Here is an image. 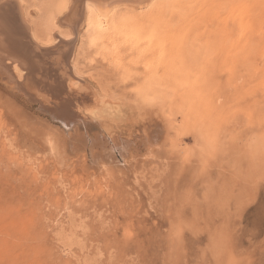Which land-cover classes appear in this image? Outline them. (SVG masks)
<instances>
[{
  "label": "rangeland",
  "instance_id": "374dc122",
  "mask_svg": "<svg viewBox=\"0 0 264 264\" xmlns=\"http://www.w3.org/2000/svg\"><path fill=\"white\" fill-rule=\"evenodd\" d=\"M22 1L56 43L30 44L27 89L0 67V264H264V234L231 263L225 220L237 199L264 221V0ZM88 3L118 23L92 34ZM145 12L162 28L116 18ZM73 96L100 98L94 122H64Z\"/></svg>",
  "mask_w": 264,
  "mask_h": 264
},
{
  "label": "bare ground",
  "instance_id": "6f19581e",
  "mask_svg": "<svg viewBox=\"0 0 264 264\" xmlns=\"http://www.w3.org/2000/svg\"><path fill=\"white\" fill-rule=\"evenodd\" d=\"M19 1H22V0H19ZM48 1H50V0H48ZM52 1V0H51ZM55 1V0H54ZM56 1H58L59 2V0H56ZM168 1H170V0H168ZM181 1V0H180ZM47 1H45V3H46ZM68 2H70V0L68 1ZM163 2H165V0L163 1ZM192 2V1H191ZM22 3H23V1H22ZM48 4L47 5H50L49 3H51V2H47ZM166 3V2H165ZM164 3V4H165ZM169 2H167V4H168ZM172 3H174V2H172ZM17 4L19 5L20 4V2H18V0H0V67H1V69H3V71L8 75V77L10 78V80H13V77L15 76V75H13V73L14 72H17L19 75H20V77H23V80H19V81H17L18 82V87H22V89L24 90V89H27V81L28 80H26V81H24V79H26V75L27 74H29V78H33V76H35L36 77V74L37 73H41L42 72V69L45 67L44 65H42V66H40L42 63L40 62V59H39V57H38V54H36L37 56H34L35 54L33 53V51L30 49V44H32V45H37V43H35V41L37 42V41H39L40 43H42V44H44V45H50V44H55L56 42H54V41H56L54 38H51V36L49 35V33H51V31L48 29V27L46 28V27H44L45 29L44 30H48V33H46V31L44 32L45 34H43V35H38L37 34V32H35V31H33L34 29H32V31H31V33H29L28 31L29 30H31V27H28L27 25H28V23H32L33 24V26H36L37 27V25L35 24V22H34V20L33 19H31L30 20V18H29V20H30V22H26V18L28 17V14H29V12H26V10L27 9H25V15H23L22 16V14H20V11L18 10V7H20V6H17ZM28 4V3H27ZM56 4V3H55ZM69 5H70V3H68ZM171 4V3H170ZM45 5V4H44ZM43 5V6H44ZM59 5V4H58ZM173 5V4H172ZM46 6V5H45ZM55 6V5H54ZM64 6H66V7H69L68 5H64ZM90 5H89V3L87 4V6H85V7H87V15L88 16H86L87 17V19H85V22H87L86 24L88 25V28H90V26L92 25V27L94 26V28H92L91 27V33L93 34L94 32H92L93 30L95 31L96 30V28H97V31H96V34H98V31H100V29H98V28H100V26H101V23H103L104 21V23L106 24V25H108V27H111L112 26V23L113 22H115V23H118V20H115V18H112V17H110V15H108L109 13H103V12H97V11H95L91 6L89 7ZM165 6H166V4H165ZM169 6H171V5H169ZM169 6L167 7V8H169ZM177 6V5H176ZM52 7H53V4H52ZM58 7V6H57ZM57 7H56V9H57ZM173 7V6H172ZM171 7V8H172ZM217 7V6H216ZM25 8V7H24ZM20 9V8H19ZM40 9H42L41 8V6H40ZM46 9V8H45ZM47 9H49V11H50V9H51V7H49V8H47ZM46 9V10H47ZM174 9V8H173ZM176 9H178V6L176 7ZM180 9V8H179ZM182 9V8H181ZM24 11V10H23ZM51 11H53V8H52V10ZM68 11V10H67ZM85 11H86V9H85ZM165 11H166V9H165ZM183 11V10H182ZM43 12V11H42ZM48 12V11H47ZM54 12V11H53ZM55 12H57V11H55ZM66 12V11H65ZM170 12V11H169ZM61 13V12H60ZM177 13V12H176ZM182 13V12H181ZM49 14H50V12L48 13V16H49ZM52 15L50 16V18L53 16V13H51ZM59 14V13H58ZM86 14V13H85ZM147 14V12H145V14H137V16L138 17H140V18H128V17H126V18H124L126 15H119L118 17H116V18H118V19H120V21H119V24L122 26L121 27V29L122 30H124V31H126V33H129V32H133V33H139V32H141V31H143V29H144V27L145 28H149L148 26H147V24H149L148 23V21L149 20H153V16H152V18L151 19H149L151 16H148L147 18H146V15ZM161 13H159L158 15H160ZM178 14H179V12H178ZM149 15H150V13H149ZM152 15V14H151ZM157 15V14H156ZM168 15H169V13H168ZM167 15V16H168ZM171 15V14H170ZM161 16V15H160ZM160 16H159V19L157 18V19H154L152 22H153V27H154V25H155V27H161V23H162V19L164 18V16H162L163 18H160ZM166 16V17H167ZM174 16V15H173ZM177 16V15H176ZM175 16V17H176ZM54 17V16H53ZM104 17H106V18H104ZM158 17V16H157ZM56 18H57V16H56ZM168 18V17H167ZM171 18V17H170ZM173 18V17H172ZM80 19V18H79ZM123 19V20H122ZM145 19H149L148 21H146ZM177 19H179V18H177ZM28 20V19H27ZM48 20V19H47ZM142 21V24H141V22H139V21ZM171 20V19H170ZM174 20V19H173ZM176 20V19H175ZM43 21V20H42ZM46 21V20H45ZM50 21V20H49ZM76 21V20H75ZM150 21V22H151ZM172 21V20H171ZM178 21V20H177ZM147 22V23H146ZM44 23V22H43ZM177 23V22H176ZM40 24V23H39ZM49 24V23H48ZM81 24V23H80ZM111 24V25H110ZM164 24V23H163ZM43 26H44V24H42ZM75 25V24H74ZM152 24H150V26H151ZM32 26V27H33ZM52 26V25H51ZM105 26V25H104ZM103 26V27H104ZM35 27V28H36ZM42 27V26H41ZM154 27V28H155ZM28 28H30V29H28ZM54 28V27H53ZM162 28V27H161ZM87 29V28H86ZM93 29V30H92ZM54 30V29H53ZM147 31V30H146ZM151 31V30H150ZM153 31H154V33H155V30L153 29ZM40 32V31H39ZM151 33H153L152 31H151ZM153 33V34H154ZM130 34V33H129ZM53 35V34H52ZM63 35V34H62ZM87 35V34H86ZM30 36H32V37H30ZM72 34H71V36H69V37H71L72 38ZM34 37V38H33ZM37 38V40H36V38ZM69 37H66V38H69ZM163 37V36H162ZM15 38L19 41V42H17L16 40H15ZM256 38V37H255ZM70 39V38H69ZM92 39V38H91ZM74 41V39H72L71 40V42H70V44H72V42ZM134 43V42H133ZM138 44V43H137ZM35 45V46H36ZM38 46V45H37ZM74 46H75V43H74ZM77 47V46H76ZM74 49V48H73ZM78 49V48H77ZM79 50V49H78ZM161 50V49H160ZM172 50H173V47H172ZM263 51V50H262ZM68 52V51H67ZM70 52H71V50H70ZM73 52V51H72ZM223 53V52H222ZM131 54V53H130ZM132 54H133V52H132ZM131 54V55H132ZM161 54V53H160ZM70 55V54H69ZM71 55H72V53H71ZM70 55V56H71ZM75 55L76 54H73V58L72 57H70V60L71 59H73V60H69V62H70V65L69 66H73L74 67V64L73 63H75L76 64V62H75V59H77L76 57H75ZM23 56V59H24V61H22V62H19L20 61V58H18V57H22ZM222 56V55H221ZM69 57V56H68ZM264 58V57H263ZM69 59V58H68ZM163 59V58H162ZM260 59V58H259ZM41 63V64H40ZM79 64V63H78ZM166 64V63H165ZM168 65V64H167ZM260 65H261V63H260ZM260 65H258V66H260ZM47 66V65H46ZM126 66H127V64H126ZM78 67V66H77ZM76 67V68H77ZM132 66H130V68H131ZM46 68V67H45ZM76 68H75V70H76ZM128 68H129V66H128ZM71 69H74V68H72L71 67ZM70 69V70H71ZM29 70V71H28ZM137 70V69H136ZM144 70V69H143ZM147 70V69H146ZM81 71V70H80ZM72 72V71H71ZM77 72H78V70H77ZM128 72V71H127ZM144 72H145V70H144ZM43 73V72H42ZM148 73V72H147ZM15 74V73H14ZM73 74V73H72ZM77 75H79L78 73H76ZM13 75V76H12ZM74 75V74H73ZM140 75V74H139ZM138 75V76H139ZM176 75V74H175ZM18 76V75H17ZM74 76H76V75H74ZM80 76V75H79ZM143 77H144V74L142 75ZM41 77H42V75H41ZM78 77V76H77ZM15 78V77H14ZM62 78V80L64 79L66 82H67V78H66V76H64V77H61ZM74 79V78H73ZM76 79V78H75ZM82 79V78H81ZM81 79H79V82L80 81H82L83 83L84 82H86V81H84V80H81ZM140 79V78H139ZM18 80V79H17ZM63 80V82H65ZM142 80V79H141ZM76 81H77V79H76ZM16 82V83H17ZM61 82V81H60ZM69 82V81H68ZM78 82V81H77ZM77 82H76V84H77ZM81 82V83H82ZM73 83H75L74 81H73ZM141 83V82H140ZM27 85V86H26ZM37 85V84H36ZM40 85V84H39ZM61 85V84H60ZM83 85V84H82ZM62 86H63V84H62ZM62 86H61V88H62ZM72 86H73V84H72ZM76 86V85H75ZM80 86V85H79ZM86 86V85H85ZM74 87V86H73ZM80 87H82V86H80ZM79 87V88H80ZM72 88V87H71ZM144 88V87H143ZM19 89V88H18ZM85 89V88H84ZM14 90V89H13ZM72 90V89H71ZM73 90H74V88H73ZM77 90V89H76ZM91 90V89H90ZM134 90V89H133ZM14 91H16V89L14 90ZM27 91V90H26ZM63 91V90H62ZM66 91V90H65ZM87 91V90H86ZM17 92V91H16ZM15 92V93H16ZM64 92V91H63ZM134 92V91H133ZM14 93V94H15ZM19 93V92H18ZM56 93V92H55ZM85 93V92H84ZM97 93V92H96ZM17 94V93H16ZM43 94V93H42ZM60 94V93H59ZM93 94V93H92ZM18 95V94H17ZM58 95V94H57ZM69 95V94H68ZM61 96V95H60ZM93 96V95H92ZM62 97V96H61ZM60 97V98H61ZM74 97V96H73ZM86 97H87V95H86ZM96 97V96H95ZM63 98H65L64 96H63ZM69 98V97H68ZM62 99V98H61ZM93 99V100H92ZM100 98H91V99H89V98H84L83 97V100H81V99H79L78 97H74V98H71V101H70V105H69V108L71 109V112L72 113H70V114H74L75 116H67V117H65V113L66 112H62L63 113V120H64V122H66V120H67V122H69L70 123V125L72 126L73 124H76V123H73L74 121H75V117H76V114H77V112H76V110H78V113L79 112H84V113H86V115L84 116V115H82V117H81V115L79 116V114L77 115V118H82V120H85V117L87 116L89 119H92V121L94 120H96L97 118H96V116H95V110H96V108L102 103L101 102V100H99ZM7 100V99H6ZM12 102V101H11ZM43 103V101L42 100H39V103ZM1 103H2V101H1ZM0 103V104H1ZM7 103H8V101H7ZM105 103V102H104ZM110 103V102H109ZM119 103V102H118ZM11 104V103H10ZM14 104V103H13ZM12 104V105H13ZM44 104V103H43ZM68 104V103H67ZM111 104V103H110ZM64 105V104H63ZM178 105V104H177ZM176 105V106H177ZM48 106V105H47ZM59 106H61V105H59ZM100 106H102V104L100 105ZM99 106V107H100ZM175 106V105H174ZM42 107V106H41ZM46 107V106H45ZM66 107V106H65ZM103 107V106H102ZM102 107H100V108H102ZM47 108V107H46ZM48 108H51V106H49ZM62 108H64V107H62ZM6 109H8V108H6ZM43 109V108H42ZM99 109V108H98ZM44 110V109H43ZM51 110H53L54 111V113L56 114V116H57V110H56V108L54 109V107H53V109H51ZM85 110V111H84ZM100 110V109H99ZM54 113H53V115H54ZM68 113V112H67ZM97 113H98V111H97ZM81 114V113H80ZM55 116V117H56ZM60 117H61V112H60ZM57 118V117H56ZM59 118V117H58ZM62 118H60V119H62ZM10 119V118H9ZM99 119V118H98ZM101 119V118H100ZM62 121V120H61ZM86 121V120H85ZM93 121V122H94ZM101 122V121H100ZM17 123V122H16ZM61 123V122H60ZM79 123V122H78ZM88 123V122H87ZM86 123V126L88 125ZM89 123H92V122H89ZM98 124H99V122H98ZM14 125H15V123H14ZM62 125V124H61ZM64 125V124H63ZM66 125H67V123H66ZM77 125V124H76ZM76 125H75V127H76ZM89 125H91V124H89ZM101 125V124H100ZM70 126V127H71ZM79 126L80 125H77V128H79ZM81 126H83L82 124H81ZM85 126V125H84ZM74 127V126H73ZM148 128V127H147ZM65 129V128H64ZM68 129V128H67ZM25 130V129H24ZM72 130H75L74 128H72ZM28 131V130H27ZM50 131V130H49ZM60 131V130H59ZM59 131L57 132H54V133H52L54 136L53 137H55V133H58V134H60L59 133ZM62 131H63V129H62ZM61 131V132H62ZM71 130H69V132H70ZM76 131H77V129H76ZM76 131H74V132H76ZM149 131V130H148ZM52 132V131H51ZM69 132H68V134H69ZM28 133V132H27ZM70 133H72V132H70ZM47 134H49L48 132H47ZM51 134V133H50ZM148 134H149V132H148ZM158 134V133H157ZM37 135V134H36ZM106 135H108V134H106ZM120 135V134H119ZM24 136V135H23ZM26 136V135H25ZM24 136V137H25ZM30 136V135H29ZM56 136H57V134H56ZM114 136V135H113ZM123 136V135H122ZM16 137V136H15ZM43 137V136H42ZM48 138H49V136H47ZM59 137V136H58ZM71 138H73L72 136H70ZM116 137V136H115ZM117 137H119L118 135H117ZM125 137V136H124ZM106 138V137H105ZM111 138H112V136H111ZM111 138H109V140H111ZM142 138V137H141ZM59 139V138H58ZM57 139V140H58ZM113 139V138H112ZM116 139V138H115ZM35 140V139H34ZM49 140H51V138L49 139ZM45 141H46V138H45ZM64 141V140H63ZM107 141V140H106ZM113 141V140H112ZM122 141H123V138H122ZM147 141V140H146ZM47 142H48V140H47ZM53 142H54V140H53ZM53 142H49V144H50V153H52V155L50 156V158L51 157H53V154H55V156H56V150H58V152L60 153V148H61V145L59 146L58 145V142L56 143L60 148L59 149H57V145L55 144V143H53ZM60 142H61V139H60ZM120 142V141H119ZM131 142V141H130ZM158 142V141H157ZM43 143V142H42ZM41 143V144H42ZM116 143H118V140H117V142ZM48 144V145H49ZM62 144V143H61ZM113 144V143H112ZM44 145H45V143H44ZM121 145V144H120ZM120 145H118L119 147H120ZM128 145V144H127ZM148 145V144H147ZM153 145V144H152ZM117 146V145H116ZM116 146H114V147H116ZM123 146H125V145H123ZM129 146V145H128ZM45 147H48V146H45ZM119 147H118V150H119ZM154 147V146H153ZM123 148V147H122ZM122 148H120V151H121V149ZM128 148V147H127ZM126 148V149H127ZM46 149V148H45ZM48 150V149H47ZM62 150V149H61ZM114 150H115V148H114ZM155 150V149H154ZM63 151V150H62ZM119 151V152H120ZM124 151V150H123ZM64 152V151H63ZM62 152V154H64ZM48 153H49V151H48ZM61 154V153H60ZM122 154V153H121ZM129 154V153H128ZM65 155V154H64ZM134 155V154H133ZM132 155V156H133ZM58 156V155H57ZM63 156V155H62ZM62 156H60L61 158H62ZM66 156V155H65ZM125 156V155H124ZM54 158V157H53ZM53 158H51V159H53ZM59 158V157H58ZM132 158V157H131ZM56 159H57V157H56ZM66 160V159H65ZM131 161V160H130ZM107 165V164H106ZM105 166V165H104ZM62 167V166H61ZM66 168V167H65ZM233 179V178H232ZM242 191V190H241ZM246 192V191H245ZM239 200H241V198L239 199ZM240 202V201H239ZM239 203H238V201H237V199H231V201L229 202V207L227 208L228 209V212H227V215H226V223H227V229H228V235H229V240H230V249H229V256H230V260H231V263H236L237 262V252H239V251H237V249H238V247H237V242H238V240L240 241V243L241 244H243V242H245V240L246 239H250L248 236H251L252 235V237H254L255 239L256 238H259L262 234H264V221H256V222H253L252 220V223H250V228H252L251 229V231H249L248 230V226H249V224H245V222H243V213L239 210V208L241 207H239V205H238ZM261 205V204H260ZM259 206V205H258ZM256 207V206H255ZM258 208V207H257ZM264 208V207H263ZM256 209V208H255ZM262 208L260 207V209L259 210H261ZM253 209H250V211H252ZM258 210V209H257ZM249 211V212H250ZM255 211V210H254ZM253 211V212H254ZM256 213H257V211H256ZM261 213V212H260ZM226 214V213H225ZM247 213H245V215H246ZM263 214V213H262ZM250 215V214H249ZM254 215V214H253ZM257 215V214H256ZM256 215H254V216H256ZM251 216V215H250ZM254 216H253V218H254ZM260 216V215H259ZM262 216V215H261ZM259 218V217H258ZM257 217H255V219H258ZM261 218V217H260ZM259 218V219H260ZM247 219H249L248 217H247ZM252 219V218H251ZM255 219H253V220H255ZM250 220V219H249ZM248 221V220H247ZM249 228V229H250ZM248 237V238H247ZM264 237V236H263ZM262 237V238H263ZM254 239V240H255ZM264 239V238H263ZM210 240V239H209ZM259 240V239H258ZM247 241V240H246ZM260 241V240H259ZM262 241V240H261ZM260 241V243H262V244H264L263 242H261ZM249 242V241H248ZM250 243V242H249ZM254 243V242H253ZM256 243V242H255ZM259 243V242H258ZM260 243H259V246H260ZM256 245V244H255ZM212 246V245H211ZM254 246V245H253ZM261 246H264V245H261ZM260 246V247H261ZM249 247V246H248ZM256 247V246H255ZM216 249V248H215ZM240 249V248H239ZM243 249V248H242ZM242 249H241V251L240 252H242ZM213 250V249H212ZM243 251H244V249H243ZM263 251H264V249H263ZM251 252V251H250ZM238 254H240V253H238ZM261 255V254H260ZM259 256V255H258ZM262 259H264V255H263V257H262ZM259 261V260H258ZM258 263H260V262H258ZM256 264V263H255Z\"/></svg>",
  "mask_w": 264,
  "mask_h": 264
}]
</instances>
